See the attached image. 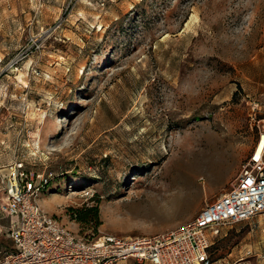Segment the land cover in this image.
I'll return each instance as SVG.
<instances>
[{"label": "rangeland", "instance_id": "374dc122", "mask_svg": "<svg viewBox=\"0 0 264 264\" xmlns=\"http://www.w3.org/2000/svg\"><path fill=\"white\" fill-rule=\"evenodd\" d=\"M261 133L264 0H0V204L23 161L82 236L167 232L230 189ZM7 226L0 211V248ZM212 242L214 264H264V215Z\"/></svg>", "mask_w": 264, "mask_h": 264}, {"label": "built area", "instance_id": "2783aa9c", "mask_svg": "<svg viewBox=\"0 0 264 264\" xmlns=\"http://www.w3.org/2000/svg\"><path fill=\"white\" fill-rule=\"evenodd\" d=\"M50 180L43 176L38 183L23 161L3 174L0 211L9 221L13 247L0 250V264H214L210 248L221 225L264 215V133L227 192L206 203L193 220L154 235L74 232L39 202Z\"/></svg>", "mask_w": 264, "mask_h": 264}, {"label": "bare ground", "instance_id": "6f19581e", "mask_svg": "<svg viewBox=\"0 0 264 264\" xmlns=\"http://www.w3.org/2000/svg\"><path fill=\"white\" fill-rule=\"evenodd\" d=\"M215 160V159H214ZM220 161V160H219ZM185 162V161H184ZM212 162V161H211ZM214 162V161H213ZM180 163V162H179ZM216 163H219V162H216ZM216 163H214V164H216ZM182 164V163H181ZM214 164L212 165V164H207V165H209V166H214ZM188 165V164H187ZM222 164H216V168L217 169H215L216 170V175L219 177L220 175H221V173H222V170L225 168V167H223L222 168V166H221ZM208 166V168L210 169V167ZM224 166V165H223ZM183 167V166H182ZM187 167V166H186ZM206 168H207V166H206ZM212 168V167H211ZM214 168H215V166H214ZM213 168V169H214ZM188 169V168H187ZM186 169V170H187ZM197 169V168H196ZM200 169V168H199ZM179 171V170H178ZM211 171H213L212 169H211ZM208 172H209V170H208ZM208 172H207V174H208ZM212 173V172H211ZM210 174V173H209ZM215 174V173H214ZM175 176V175H174ZM185 176V175H184ZM205 178H207V177H205ZM209 178V177H208ZM211 179H212V176H211ZM216 179V178H215ZM214 179V180H215ZM173 180V179H172ZM206 181H207V179H206ZM209 182V181H208ZM172 183V182H171ZM181 185H182V183H181ZM177 186V185H176ZM189 188V187H188ZM179 189V188H178ZM185 189H187V188H185ZM169 190V189H168ZM188 190V189H187ZM186 191V190H185ZM190 193L191 192H188V194L190 195ZM183 194V193H182ZM161 195V194H160ZM175 195V194H174ZM185 195V194H184ZM186 195H187V193H186ZM152 196H154V195H152ZM148 197V196H147ZM161 197V196H160ZM186 197V196H185ZM165 198V197H164ZM169 198V197H168ZM183 198V197H182ZM183 200H186V199H184L183 198ZM183 200H182V203H183ZM149 201V200H148ZM157 201V200H156ZM150 203V202H149ZM158 203V202H157Z\"/></svg>", "mask_w": 264, "mask_h": 264}, {"label": "crops", "instance_id": "0c3cea01", "mask_svg": "<svg viewBox=\"0 0 264 264\" xmlns=\"http://www.w3.org/2000/svg\"><path fill=\"white\" fill-rule=\"evenodd\" d=\"M7 221H8V219H7ZM8 226H9V221H8ZM11 242H12V240H11ZM12 247H13V242H12L11 246H8V247H5V248H0V250H7V249H11ZM129 261H131V260H129ZM133 262H135V261L133 260ZM146 263H148V262H146ZM148 264H150V263H148Z\"/></svg>", "mask_w": 264, "mask_h": 264}, {"label": "trees", "instance_id": "16d2710c", "mask_svg": "<svg viewBox=\"0 0 264 264\" xmlns=\"http://www.w3.org/2000/svg\"><path fill=\"white\" fill-rule=\"evenodd\" d=\"M88 216V214H86V216H84V217H87ZM98 218V216H97V214L95 215V219H97Z\"/></svg>", "mask_w": 264, "mask_h": 264}]
</instances>
